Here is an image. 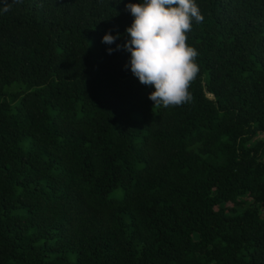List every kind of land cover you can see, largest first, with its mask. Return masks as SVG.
Segmentation results:
<instances>
[{
    "label": "trees",
    "instance_id": "1",
    "mask_svg": "<svg viewBox=\"0 0 264 264\" xmlns=\"http://www.w3.org/2000/svg\"><path fill=\"white\" fill-rule=\"evenodd\" d=\"M141 2L0 0V264H264V0H195L169 108L115 50Z\"/></svg>",
    "mask_w": 264,
    "mask_h": 264
},
{
    "label": "clouds",
    "instance_id": "2",
    "mask_svg": "<svg viewBox=\"0 0 264 264\" xmlns=\"http://www.w3.org/2000/svg\"><path fill=\"white\" fill-rule=\"evenodd\" d=\"M125 10L133 17L126 28L130 39L115 49L131 54L125 67H130L142 85L155 88L148 96L154 107L190 103L193 97L189 85L199 74V53L186 43V33L193 22L199 24L204 19L195 0H142L126 4ZM120 38L119 34H105L102 43L111 45ZM107 51L112 54L114 49Z\"/></svg>",
    "mask_w": 264,
    "mask_h": 264
},
{
    "label": "rangeland",
    "instance_id": "3",
    "mask_svg": "<svg viewBox=\"0 0 264 264\" xmlns=\"http://www.w3.org/2000/svg\"><path fill=\"white\" fill-rule=\"evenodd\" d=\"M262 136H263V134H260V135H259V137H262ZM228 205H230V202L228 203Z\"/></svg>",
    "mask_w": 264,
    "mask_h": 264
}]
</instances>
